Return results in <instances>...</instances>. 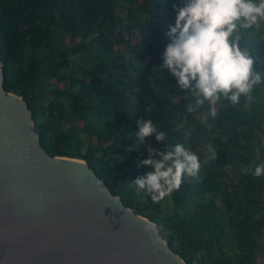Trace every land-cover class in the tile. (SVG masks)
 I'll return each instance as SVG.
<instances>
[{
    "label": "trees",
    "instance_id": "trees-1",
    "mask_svg": "<svg viewBox=\"0 0 264 264\" xmlns=\"http://www.w3.org/2000/svg\"><path fill=\"white\" fill-rule=\"evenodd\" d=\"M184 0H0V61L7 92L28 104L42 146L55 157L86 161L114 195L157 225L186 264H257L264 251V82L252 100L207 101L178 89L154 69ZM241 47L264 80V21L241 30ZM208 116L207 125L201 124ZM138 119H151L168 142L201 161L197 177L154 202L131 183L150 169ZM210 145L217 157H206ZM142 154V155H141Z\"/></svg>",
    "mask_w": 264,
    "mask_h": 264
},
{
    "label": "water",
    "instance_id": "water-1",
    "mask_svg": "<svg viewBox=\"0 0 264 264\" xmlns=\"http://www.w3.org/2000/svg\"><path fill=\"white\" fill-rule=\"evenodd\" d=\"M0 264H186L86 161L46 151L1 61Z\"/></svg>",
    "mask_w": 264,
    "mask_h": 264
},
{
    "label": "clouds",
    "instance_id": "clouds-1",
    "mask_svg": "<svg viewBox=\"0 0 264 264\" xmlns=\"http://www.w3.org/2000/svg\"><path fill=\"white\" fill-rule=\"evenodd\" d=\"M175 23L169 25L160 65L154 69L167 70L177 80L178 89L192 93L195 107L188 106L189 113L210 105L209 116L217 117L215 105L221 97L235 106L241 97L252 100L255 85L264 82L254 70L255 59L247 48L241 47V30L259 28L264 21V0H184L183 6L173 5ZM208 116L201 124L207 125ZM135 132L138 145L154 136L164 143V149L146 147L147 159L137 167L150 170L138 176L133 183L152 201L159 202L180 189L185 176L197 177L201 169L199 156L184 144L172 146L168 134L158 130L151 119H138ZM210 153L206 160H215L217 153L206 145ZM142 155V154H141ZM254 175H264V163L255 168ZM146 231L151 229L146 227ZM155 243V241H153Z\"/></svg>",
    "mask_w": 264,
    "mask_h": 264
},
{
    "label": "rangeland",
    "instance_id": "rangeland-1",
    "mask_svg": "<svg viewBox=\"0 0 264 264\" xmlns=\"http://www.w3.org/2000/svg\"><path fill=\"white\" fill-rule=\"evenodd\" d=\"M264 247V245H263ZM257 264H264V251L259 253L258 258H257Z\"/></svg>",
    "mask_w": 264,
    "mask_h": 264
}]
</instances>
